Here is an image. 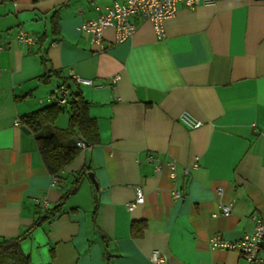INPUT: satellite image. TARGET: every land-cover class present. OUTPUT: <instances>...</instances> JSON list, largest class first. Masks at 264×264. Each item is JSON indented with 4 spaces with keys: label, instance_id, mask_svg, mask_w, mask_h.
Instances as JSON below:
<instances>
[{
    "label": "crops",
    "instance_id": "obj_1",
    "mask_svg": "<svg viewBox=\"0 0 264 264\" xmlns=\"http://www.w3.org/2000/svg\"><path fill=\"white\" fill-rule=\"evenodd\" d=\"M122 1L0 0V241L31 229L84 168L60 212L20 243L28 264H155L153 251L163 264H250L209 242L237 241L252 216L264 221V0L181 5L162 39L134 19L124 43L104 29L100 50L80 27ZM53 71L73 87L71 73L92 81L78 88L99 134L56 176L21 124L56 96L57 79L44 78ZM67 126L63 113L50 129ZM136 188L144 203L130 211ZM133 223L144 224L141 237Z\"/></svg>",
    "mask_w": 264,
    "mask_h": 264
},
{
    "label": "built area",
    "instance_id": "obj_2",
    "mask_svg": "<svg viewBox=\"0 0 264 264\" xmlns=\"http://www.w3.org/2000/svg\"><path fill=\"white\" fill-rule=\"evenodd\" d=\"M204 1L205 0H123L121 3H115L113 6L106 8L97 19L84 22L81 25L80 30L87 33L90 36L91 42L98 45L100 50L104 49L102 38V32L104 29L114 28L115 43L121 44L127 41L134 33V19L149 21L153 25L156 37L162 39L165 35V21L175 16L179 6L183 5L191 10L198 7ZM17 39L25 45H31L34 43L32 37L23 31L18 33ZM70 77L74 83L79 86L93 85L91 80L82 79L72 73L70 74ZM117 80L118 77L112 79V81ZM67 94L66 87L60 85L57 88L56 96L47 99L45 103H56L58 106H64L67 103ZM181 121L192 129H198L202 126V122L196 121L187 115H183ZM18 124L19 123L16 122V125ZM77 146L82 151L87 149V146L82 141H78ZM151 160L152 157L149 158V161ZM169 166L170 178L175 179V166L174 164H169ZM196 166L197 164L195 163L194 167ZM185 173L187 174L188 171H185ZM54 182H56V179ZM215 193L217 196H221L223 192L221 188H217ZM172 197L174 200L179 199L181 197L180 191H174ZM143 203L144 194L140 188H136L135 199L127 205L128 210L131 211ZM230 213L231 207L227 204L220 203V214L223 216H229ZM217 216V214L212 215L214 218ZM251 219L254 224L251 233L245 234L241 239L232 242L225 241L220 237L213 238L209 242L210 250L220 249L236 251L250 264H264V221H261L256 216H252ZM150 260L155 264L164 263V258L157 251H153L150 254Z\"/></svg>",
    "mask_w": 264,
    "mask_h": 264
},
{
    "label": "trees",
    "instance_id": "obj_3",
    "mask_svg": "<svg viewBox=\"0 0 264 264\" xmlns=\"http://www.w3.org/2000/svg\"><path fill=\"white\" fill-rule=\"evenodd\" d=\"M44 78L57 79L60 85L67 89V103L58 106L56 103H45L42 109L24 115L21 124L28 128L35 137L42 161L48 172L58 175L72 160H74L81 149L77 142L82 141L87 148L99 143V134L96 120L89 116V103L82 97L78 85L70 83V79L62 78L58 72L53 71L44 75ZM59 85V86H60ZM66 113L68 115V126L65 129L51 128L58 117ZM85 169L76 173L70 186L69 194L77 191ZM53 209L39 213L33 227L19 237L0 241V264H28V259L20 250V243L30 234L36 226L54 217L64 206L67 196ZM144 231L143 223L131 225L132 236L141 237Z\"/></svg>",
    "mask_w": 264,
    "mask_h": 264
},
{
    "label": "water",
    "instance_id": "obj_4",
    "mask_svg": "<svg viewBox=\"0 0 264 264\" xmlns=\"http://www.w3.org/2000/svg\"><path fill=\"white\" fill-rule=\"evenodd\" d=\"M21 130H22L23 132H25V133H28V130H27L26 128H24V127H22Z\"/></svg>",
    "mask_w": 264,
    "mask_h": 264
}]
</instances>
